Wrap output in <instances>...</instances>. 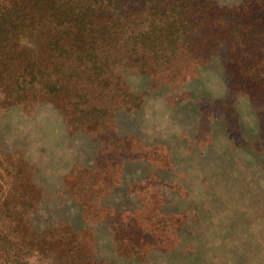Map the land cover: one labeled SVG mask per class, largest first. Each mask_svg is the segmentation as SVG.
<instances>
[{
    "label": "rangeland",
    "instance_id": "obj_1",
    "mask_svg": "<svg viewBox=\"0 0 264 264\" xmlns=\"http://www.w3.org/2000/svg\"><path fill=\"white\" fill-rule=\"evenodd\" d=\"M43 1L66 8L63 27L84 25L74 3ZM201 6L192 32L203 48L105 61L100 83L65 64L60 89L51 8L20 32L12 13L0 26L1 214L42 237L28 264H264V40L239 56L234 38L264 30V0ZM80 32L88 55L95 42ZM35 63L47 82L20 97L17 75Z\"/></svg>",
    "mask_w": 264,
    "mask_h": 264
},
{
    "label": "trees",
    "instance_id": "obj_2",
    "mask_svg": "<svg viewBox=\"0 0 264 264\" xmlns=\"http://www.w3.org/2000/svg\"><path fill=\"white\" fill-rule=\"evenodd\" d=\"M64 1L74 3L72 7L74 13L71 12L70 15L83 16L85 23L84 25L81 23V26L89 32L95 42L94 51L88 55L76 46L75 36L84 33L80 32L82 28L71 24L63 27L64 20L60 16L66 10L64 6L51 7L43 0H0V26L7 23L12 26L14 19L10 21V18L13 14L16 16L13 28L18 30L13 32L27 28V23L29 19L34 18L35 12L51 8V20L58 26L55 39L49 43L53 45L52 48L56 49L58 55L55 56L54 75L49 81L53 89L62 88V67L65 64L73 67L81 81L100 83L98 78L101 80L102 69L99 67L105 61L110 65L107 69L112 70L115 64L128 58L135 57L139 60L152 58L156 61L174 59L183 53L189 41H198L199 47L203 48L201 39L196 38L192 32V27L199 23L194 14L201 16L205 12V7L201 6L203 0H63V3ZM4 14H8L6 19L3 17ZM148 22L149 26L145 31L142 25ZM43 25L40 24V30ZM188 26L191 28L189 31L186 30ZM11 32L10 30L4 32L3 41H10L8 34ZM234 38H237L236 44L243 51L239 56L245 54L250 49L249 44L254 42L257 46L256 52H259L258 39L264 40V30L251 25L246 33H239ZM148 51L149 54L146 53ZM255 54L257 53L254 52ZM37 65L39 64L23 66L21 73H18L17 80H22L20 83L18 81L15 91L20 97L27 96L25 88L28 83L37 82L41 85L44 81L47 82L45 73L41 71L42 67L37 69ZM33 73L37 76L28 80ZM113 78L117 79L116 76ZM1 213L0 205V264H28L24 254L29 251L37 254L44 252L37 244V241L42 240L41 236H36V239L29 237V230L25 227L18 230L6 222L10 216L9 212ZM28 242L31 245L26 244ZM52 252L53 255L60 256L67 254L63 248ZM67 260L69 261L70 257Z\"/></svg>",
    "mask_w": 264,
    "mask_h": 264
}]
</instances>
